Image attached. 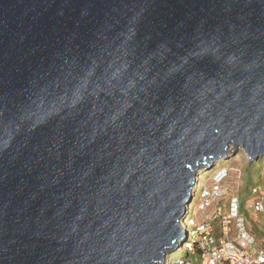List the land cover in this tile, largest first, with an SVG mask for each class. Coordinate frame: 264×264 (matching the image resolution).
I'll use <instances>...</instances> for the list:
<instances>
[{
    "label": "water",
    "instance_id": "1",
    "mask_svg": "<svg viewBox=\"0 0 264 264\" xmlns=\"http://www.w3.org/2000/svg\"><path fill=\"white\" fill-rule=\"evenodd\" d=\"M231 145L264 156V0H0V264H165Z\"/></svg>",
    "mask_w": 264,
    "mask_h": 264
},
{
    "label": "built area",
    "instance_id": "2",
    "mask_svg": "<svg viewBox=\"0 0 264 264\" xmlns=\"http://www.w3.org/2000/svg\"><path fill=\"white\" fill-rule=\"evenodd\" d=\"M216 167L207 180L195 184L179 222L185 236L165 264H264V248L257 245L244 216L264 215V190L251 188L250 200L243 202L239 188L230 186L231 170Z\"/></svg>",
    "mask_w": 264,
    "mask_h": 264
},
{
    "label": "rangeland",
    "instance_id": "3",
    "mask_svg": "<svg viewBox=\"0 0 264 264\" xmlns=\"http://www.w3.org/2000/svg\"><path fill=\"white\" fill-rule=\"evenodd\" d=\"M233 150L234 147L231 145V147L226 151L227 153L229 151V154L225 153L224 160L221 159L222 161L219 164H224V166L228 167L231 170L229 179L230 186H237L239 188L240 194L242 195L243 202H248L250 200V191L247 183L250 185L253 181H255L254 179L256 178V186H259L264 190V156H257L256 159H252L250 161V158L245 155L242 149L238 148L234 151ZM257 163L260 165V168L258 171H255L254 166ZM239 171L241 176L238 179ZM201 174H198V176H196L197 181L198 179L207 180L211 175V171H209L208 173H204L206 176L203 174L201 176ZM256 174H258L259 176L255 177ZM198 199L199 197L196 196L195 202L193 203L196 204ZM244 216L247 227L256 238L257 245L264 248V243L260 240V238H262L261 234H264V219L260 220L261 215L255 213H245Z\"/></svg>",
    "mask_w": 264,
    "mask_h": 264
},
{
    "label": "bare ground",
    "instance_id": "4",
    "mask_svg": "<svg viewBox=\"0 0 264 264\" xmlns=\"http://www.w3.org/2000/svg\"><path fill=\"white\" fill-rule=\"evenodd\" d=\"M226 153H227V152H226ZM227 154H229V151H228ZM226 156H227V155H226ZM221 159L224 160V157L222 156L221 158H219V159L217 160V164H219L218 162H221V161H222ZM214 164L216 165V163H214ZM213 166H214V165H213ZM217 167H219V165H217ZM217 167H216V168H217ZM206 170H207V169H205V170L203 169V170H202V171H203V172H202L203 175H205L204 173H208V172H209V171H206ZM202 174H201V176H202ZM205 176H206V175H205ZM198 178H201V177H198ZM198 180H199V179H198ZM202 180L205 181L206 179H202ZM197 182H198V181H197ZM201 182H202V181H201ZM193 189H194V188H193ZM194 190H195V189H194ZM194 190H192V194H193ZM188 204H189V202H188ZM185 209H186V207H185ZM183 214H184V213H183ZM184 217H185V216H184ZM178 243H179V242H178Z\"/></svg>",
    "mask_w": 264,
    "mask_h": 264
},
{
    "label": "trees",
    "instance_id": "5",
    "mask_svg": "<svg viewBox=\"0 0 264 264\" xmlns=\"http://www.w3.org/2000/svg\"><path fill=\"white\" fill-rule=\"evenodd\" d=\"M257 164H258V163H257ZM257 164L254 166L255 171H258L259 168H260V165H259V164L257 165ZM263 170H264V169H263ZM256 176H259V175L256 174L255 177H256ZM254 180L256 181V178H255ZM255 181H253L250 185L247 183V185L249 186V189L252 188V187H254V186H256Z\"/></svg>",
    "mask_w": 264,
    "mask_h": 264
},
{
    "label": "clouds",
    "instance_id": "6",
    "mask_svg": "<svg viewBox=\"0 0 264 264\" xmlns=\"http://www.w3.org/2000/svg\"><path fill=\"white\" fill-rule=\"evenodd\" d=\"M218 163H221V162H218ZM217 165L220 166L221 164H217V162H216V165H214L213 168L216 167ZM222 165H224V164H222ZM211 171H212V169H211ZM254 187H255V186H254ZM252 188H253V187H252ZM250 189H251V188H250ZM250 189H249V191H250ZM242 201H243V198H242ZM248 229H249V228H248ZM249 231H250V230H249ZM250 232H251V231H250ZM251 234H252V233H251ZM252 235H253V234H252ZM254 237H255V236H254ZM171 256H172V255H171ZM171 256H168V257L166 258V260H167L169 257H171ZM165 262H166V261H165Z\"/></svg>",
    "mask_w": 264,
    "mask_h": 264
},
{
    "label": "crops",
    "instance_id": "7",
    "mask_svg": "<svg viewBox=\"0 0 264 264\" xmlns=\"http://www.w3.org/2000/svg\"><path fill=\"white\" fill-rule=\"evenodd\" d=\"M260 220H263L264 219V215H262V216H260ZM250 230V229H249ZM261 236H262V238H260V240H261V242H263L264 243V234L262 235L261 234ZM262 247V246H261Z\"/></svg>",
    "mask_w": 264,
    "mask_h": 264
}]
</instances>
